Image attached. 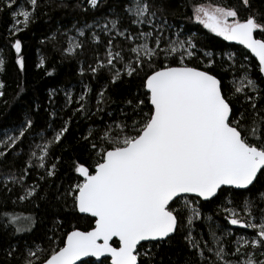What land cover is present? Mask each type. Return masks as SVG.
<instances>
[{"label":"snow or ice","instance_id":"1","mask_svg":"<svg viewBox=\"0 0 264 264\" xmlns=\"http://www.w3.org/2000/svg\"><path fill=\"white\" fill-rule=\"evenodd\" d=\"M241 2L245 9L251 8L250 0ZM28 3L31 10L22 5L13 7L16 0H0V13L13 21L10 35L21 30L16 27L17 17H23L25 28L35 20L39 0ZM86 3L83 11L101 7V0ZM60 6H66L63 0ZM163 11L157 0H127L123 15L116 14L101 28L108 36L105 62L97 60L95 66L89 65L93 77L104 69H115L110 81L115 84L121 77L115 61L124 65L127 76L136 75L142 81V91L134 100L125 101L127 108L121 109L119 116L112 118L109 112L110 122L82 137L93 163L85 166L73 160L71 164L75 182L63 195L71 197V211L82 214L81 218H92L89 224L94 226L91 230L73 226L64 234L65 239L53 241L50 250L40 245L26 246L14 257L18 249L10 247L7 259L15 258L18 264H154L152 249L183 234L193 257L186 264H264V22L258 19L260 13H249L241 19L233 7L200 4L193 8L191 20L215 37L246 50L241 55L248 63L238 62L236 55L229 52L228 66L220 65L222 71L233 74L228 87L216 74L214 53L198 46L195 34L181 39V33L175 32L174 40L165 36L172 25L158 16ZM97 26L99 21L85 25ZM77 33L85 36L83 29H77ZM118 37L129 42L126 51L132 56H125V48L115 43ZM92 39L100 42L95 31ZM10 47L15 52V64L23 71L22 41L17 38ZM82 47V42L74 44V48ZM74 48L67 49L69 54ZM248 53L255 61L249 60ZM193 61L203 67L190 66ZM5 64L0 55V73L5 71ZM83 87L76 101L66 94L64 108L79 105L72 116H87L90 112L86 97L92 89ZM3 88L0 81V97L4 95ZM106 91L105 86L97 93L96 112L104 111L100 105L105 103ZM52 95L49 94L50 103ZM57 115L56 111L49 113L53 119ZM70 123L71 116L59 129L49 123L52 138L36 145L39 154L30 151L23 175H0L3 188L11 192L9 184L21 183L30 168H42L46 176H54L57 164L49 168L46 160L51 156V147L60 144L68 132ZM33 127L29 117L14 130L17 135L5 133L0 141V160L6 159ZM37 135L44 140L42 134ZM33 159L38 163L33 164ZM37 187L26 189L19 199L37 196ZM233 189L242 190L232 192L241 202L228 199L222 204L224 218L228 225L252 231L248 236L237 235L235 240H229L232 232L226 225L216 223L201 209L202 202L210 203L223 194L222 190ZM237 208L245 213L244 217ZM21 220L33 223L31 216L0 214L5 231L15 226L13 234L30 230L19 225ZM197 221L206 227L207 239L203 233L193 235Z\"/></svg>","mask_w":264,"mask_h":264},{"label":"trees","instance_id":"2","mask_svg":"<svg viewBox=\"0 0 264 264\" xmlns=\"http://www.w3.org/2000/svg\"><path fill=\"white\" fill-rule=\"evenodd\" d=\"M126 2L127 0H101V7L98 10L83 11V8L87 7L86 0H63L66 5L64 7L60 6L61 0H39L40 6L35 11V20L25 28L23 17H17L16 27L21 30L11 35L9 29L13 28L12 18L0 13V49H2L0 55L6 60L5 71L0 73V81L4 84V95L0 97V141L3 140L5 133L17 135L18 132L14 130L18 129L27 118L30 117L34 122V127L26 134V138L9 152L6 159L0 160V175L13 173L17 177L23 175L22 169L26 167L30 151L34 150L39 154V148L36 145H42L53 136L48 124L50 123L52 128L59 129L71 116L68 132L60 144L51 147V156L46 160L49 168L53 163L57 164L54 176H46L45 169L30 168L28 175L21 183L9 184L11 192L0 184V214L10 213L33 218L31 225L24 222V226L30 227V230L18 234H13L14 226H9L5 231L0 225V264H18L15 258L11 260L6 258V252L10 247L18 249L14 257L24 251L26 246L40 245L50 250L53 241L65 239L64 234L73 226L80 230H90L93 227V224H89L91 218H81L78 213L71 211V197L64 196L63 193L70 183L75 182L76 174L71 170L72 161L78 160L85 166L93 163L84 149L87 142L82 137L87 135L89 130L110 122L109 112L113 114L112 118L119 116L120 110L127 108L125 101L134 100L135 96L142 91L140 77L127 76L124 65L121 63L114 61L116 69L121 72V77L115 84L110 82L115 69L113 71L104 69L95 77L89 70V65L95 66L97 60L105 62L108 36L101 28L108 21L115 19L116 14L123 15ZM157 3L162 4L164 8L158 16H163L168 24L172 25L171 31H166L165 36L174 40L175 32L181 33V39L195 34L198 46L214 53L215 71L218 77L224 79V83L231 87L228 82L233 74L222 71L220 65L228 66L230 62L226 54L229 52L236 55L238 62L248 63V60H244L241 55L246 51L241 47L228 45L222 38L215 37L214 34L191 20L193 8L200 4L233 7L239 12L241 19L249 13L253 15L260 13L258 19L264 22V0H250V9H245L241 0H157ZM19 5H22L25 10H31L28 0H16L13 7ZM97 21L99 26L85 27ZM123 24L126 26L127 21H123ZM108 27L111 28L110 23ZM77 29H83L85 36H79ZM93 31L99 36V43L93 41ZM69 32L73 34L77 42L83 44L82 48H75L73 54L67 51ZM17 38L22 41L23 71H20L15 64V52L10 47ZM115 43L125 48V56L133 55L126 51L129 42L123 37H118ZM149 46H152L151 43ZM113 50L117 49L114 47ZM199 55L202 57V53ZM248 57L249 60L255 61L249 54ZM41 61H43L42 65ZM190 66L203 67L199 61H193ZM81 69H83V75H81ZM48 73L52 74L48 75ZM253 75H256L255 71ZM84 85L92 89L91 94L86 97L90 112L87 116H81L79 113L72 116L79 105L73 103L64 108L66 94H71L76 101L84 92ZM105 86L107 87L105 103L100 105L104 111L96 112L97 93ZM50 93L53 94L52 103L49 102ZM62 108H64L63 111H61ZM52 111L58 112L54 119L49 116ZM37 133L42 134L44 140ZM32 163L36 164L38 161L33 159ZM41 177L44 178L41 179ZM33 185H38V195L20 200L19 196L24 195L25 190ZM259 187L257 185V188ZM222 191L223 194L219 195V198H214L212 202H202L201 211L205 215H212L214 221L221 226L226 225L227 230L232 232V236L228 237L229 240H235L237 235H250L252 230L238 229L236 226L227 224L221 205L228 199H234L236 204H239L241 198L232 196V192L237 191ZM255 192L256 189H253V193ZM237 211L241 217L245 216L239 208ZM194 228V236L199 237L203 233L207 239V229L202 221H197ZM48 237H52V240ZM152 252L154 264H186L193 258L191 250L183 239V234L178 235L174 240L162 243L159 249L153 248Z\"/></svg>","mask_w":264,"mask_h":264},{"label":"rangeland","instance_id":"3","mask_svg":"<svg viewBox=\"0 0 264 264\" xmlns=\"http://www.w3.org/2000/svg\"><path fill=\"white\" fill-rule=\"evenodd\" d=\"M206 6H207V4H205ZM200 26H202V25H200ZM207 30V29H206ZM208 31V30H207ZM70 38H74V36H73V34H70V32H69V36H68V40H67V49H69L70 47H73L74 48V44L77 42L75 39H73V43L72 44H70ZM75 49V48H74ZM19 216H21V217H26L25 215H19ZM24 222L25 221H23V220H21L20 222H19V225L21 226V227H25L24 226ZM15 227V226H14Z\"/></svg>","mask_w":264,"mask_h":264},{"label":"water","instance_id":"4","mask_svg":"<svg viewBox=\"0 0 264 264\" xmlns=\"http://www.w3.org/2000/svg\"><path fill=\"white\" fill-rule=\"evenodd\" d=\"M228 45H232V46H236V47H241V48H243L242 46H240V45H237V44H235L234 42H228V41H225ZM246 51V50H245ZM249 55H250V57H251V54L250 53H248ZM252 59H254L255 60V58L254 57H251ZM234 191H242V190H235V189H233ZM79 214V213H78ZM80 216H82V214H79ZM92 219V218H91ZM93 226H94V223H93ZM91 230V229H90ZM66 238V237H65ZM115 239V238H114ZM142 244H148V243H155V242H141ZM139 247V246H138ZM85 259H92V260H95V258H85Z\"/></svg>","mask_w":264,"mask_h":264}]
</instances>
